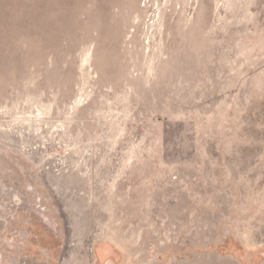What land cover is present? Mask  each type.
Listing matches in <instances>:
<instances>
[{
    "label": "rangeland",
    "instance_id": "374dc122",
    "mask_svg": "<svg viewBox=\"0 0 264 264\" xmlns=\"http://www.w3.org/2000/svg\"><path fill=\"white\" fill-rule=\"evenodd\" d=\"M179 184L263 264L264 0H0V264H137Z\"/></svg>",
    "mask_w": 264,
    "mask_h": 264
},
{
    "label": "crops",
    "instance_id": "0c3cea01",
    "mask_svg": "<svg viewBox=\"0 0 264 264\" xmlns=\"http://www.w3.org/2000/svg\"><path fill=\"white\" fill-rule=\"evenodd\" d=\"M182 180L186 179L179 178L180 183ZM218 193L224 192H195L185 184L165 190L162 196L169 199L150 206L146 224L141 219L138 222L137 264H257L254 240L240 233L227 234L234 225L240 228V221L226 217V206L211 201L197 206L185 199L201 194L215 197Z\"/></svg>",
    "mask_w": 264,
    "mask_h": 264
},
{
    "label": "water",
    "instance_id": "95a60500",
    "mask_svg": "<svg viewBox=\"0 0 264 264\" xmlns=\"http://www.w3.org/2000/svg\"><path fill=\"white\" fill-rule=\"evenodd\" d=\"M263 264H264V262H263Z\"/></svg>",
    "mask_w": 264,
    "mask_h": 264
}]
</instances>
